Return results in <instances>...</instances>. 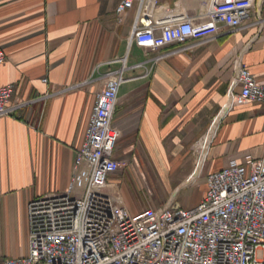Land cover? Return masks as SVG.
<instances>
[{
	"label": "crops",
	"instance_id": "obj_1",
	"mask_svg": "<svg viewBox=\"0 0 264 264\" xmlns=\"http://www.w3.org/2000/svg\"><path fill=\"white\" fill-rule=\"evenodd\" d=\"M120 2L0 0V87L13 86L15 106L0 116V262L28 253V202L65 192L72 182L81 193L85 175L76 173V155L107 73L123 63L113 122L121 168L105 191L120 196L131 214L143 209L131 211L125 194L141 196L146 188L192 207L207 174L264 155V109L242 100L240 87L231 88L235 60L264 81V0L261 24L249 15L236 29L220 25L206 39L154 50L128 46L143 4L136 2L119 21ZM210 2L154 0L149 17L199 21ZM218 116L194 176L196 146Z\"/></svg>",
	"mask_w": 264,
	"mask_h": 264
},
{
	"label": "built area",
	"instance_id": "obj_2",
	"mask_svg": "<svg viewBox=\"0 0 264 264\" xmlns=\"http://www.w3.org/2000/svg\"><path fill=\"white\" fill-rule=\"evenodd\" d=\"M136 2L143 5L128 46L154 50L206 39L220 25L240 27L249 15L261 24V0H211L202 20L158 22L149 17L146 0H121L119 21ZM4 61L0 46V66ZM125 68L123 63L109 71L96 96L75 160L76 173L85 175L81 193L72 182L65 192L28 202V253L0 264H264V155L207 174L206 192L192 207L172 201L131 214L120 196L105 191L109 176L121 168L114 156L120 131L113 122ZM237 86L242 100L264 109V81L235 60L231 88ZM12 91V85L0 87V116L14 111Z\"/></svg>",
	"mask_w": 264,
	"mask_h": 264
},
{
	"label": "rangeland",
	"instance_id": "obj_3",
	"mask_svg": "<svg viewBox=\"0 0 264 264\" xmlns=\"http://www.w3.org/2000/svg\"><path fill=\"white\" fill-rule=\"evenodd\" d=\"M196 180L198 181V179ZM114 186L115 184H112V187ZM205 192H206L205 182L203 179H201L199 180L198 184L195 187L194 196L192 198L193 201L198 203L203 198ZM124 198L131 211H135L136 207L138 206L139 209H145L149 205V203H154L155 206L161 207L166 205L169 201H171L170 196L157 195L154 193V191L152 190L149 191L146 188L144 190V193L141 194V196H139L138 194L135 195L125 194ZM174 200L179 202L183 200V198L175 197Z\"/></svg>",
	"mask_w": 264,
	"mask_h": 264
},
{
	"label": "bare ground",
	"instance_id": "obj_4",
	"mask_svg": "<svg viewBox=\"0 0 264 264\" xmlns=\"http://www.w3.org/2000/svg\"><path fill=\"white\" fill-rule=\"evenodd\" d=\"M146 4H149L150 8H153L154 6V0H146ZM125 53V52H124ZM224 112V111H223ZM220 116H218L217 118H215L211 128L208 130V132L205 134L204 136V141L202 143V140L198 143V145L196 146L197 148V152L199 151V160H198V164H197V167H196V170H195V173H194V176H197L199 175L200 173V170L202 168V165H203V158L205 156V153H206V150H207V145H208V142L210 140V138L212 137V135L214 134V129H215V126H216V123L218 122Z\"/></svg>",
	"mask_w": 264,
	"mask_h": 264
}]
</instances>
